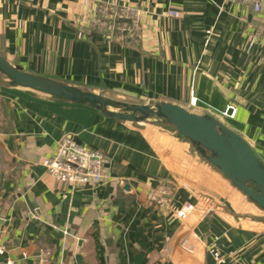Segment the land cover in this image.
Returning <instances> with one entry per match:
<instances>
[{
	"label": "crops",
	"instance_id": "0c3cea01",
	"mask_svg": "<svg viewBox=\"0 0 264 264\" xmlns=\"http://www.w3.org/2000/svg\"><path fill=\"white\" fill-rule=\"evenodd\" d=\"M108 2L138 11L136 43L83 24ZM249 24H264V2L253 14L223 0H0V55L117 100L233 112L217 117L264 164V39ZM66 135L108 156L102 183L71 187L46 174L41 162ZM202 160L168 129L0 76V264H214L213 244L226 264H264V211L240 208L243 193ZM161 185L176 208L193 207L185 221L149 202Z\"/></svg>",
	"mask_w": 264,
	"mask_h": 264
},
{
	"label": "water",
	"instance_id": "95a60500",
	"mask_svg": "<svg viewBox=\"0 0 264 264\" xmlns=\"http://www.w3.org/2000/svg\"><path fill=\"white\" fill-rule=\"evenodd\" d=\"M0 76L10 87L29 89L92 108L103 116L136 125L168 129L187 142L260 210L264 211V164L249 145L228 129L217 114H196L170 102L130 103L63 81L31 74L0 55ZM166 132V131H160Z\"/></svg>",
	"mask_w": 264,
	"mask_h": 264
},
{
	"label": "built area",
	"instance_id": "2783aa9c",
	"mask_svg": "<svg viewBox=\"0 0 264 264\" xmlns=\"http://www.w3.org/2000/svg\"><path fill=\"white\" fill-rule=\"evenodd\" d=\"M229 2L249 6L253 14H259L264 0H223V3ZM178 15L177 11L168 12L170 17H178ZM83 24L97 33L106 34L108 37L122 43H136L138 39V11L127 7H119L114 2L99 3L95 15L84 19ZM248 26L252 27L257 36L259 35L264 39V24H249ZM206 35L208 41L211 30L206 31ZM198 103L197 98L191 94V107H198ZM205 110L228 118H232L234 115L233 112H219L207 106ZM109 163L110 159L103 152L80 145L75 142L73 137L66 135L57 141L54 153L44 159L41 165L44 167L46 174L55 181L71 187H82L102 183L108 177L107 166ZM147 198L151 204L162 211L170 212L175 219L180 221H185L193 211V207L188 203L176 208L172 203L170 190L166 185H161L157 189H149ZM208 250L214 264H226V257L221 254L214 244L210 245ZM3 253V247H0V255ZM7 264H11V262Z\"/></svg>",
	"mask_w": 264,
	"mask_h": 264
},
{
	"label": "rangeland",
	"instance_id": "374dc122",
	"mask_svg": "<svg viewBox=\"0 0 264 264\" xmlns=\"http://www.w3.org/2000/svg\"><path fill=\"white\" fill-rule=\"evenodd\" d=\"M202 161H206L204 158H203V160ZM244 195V194H243ZM243 199V200H242ZM237 201V200H236ZM240 201V202H239ZM243 201H249L248 200V198L244 195V197L243 198H240V200H238V203H240V208H242L243 210H247V209H249L251 206H250V204H246V206H245V203L246 202H243ZM237 203V204H238ZM241 203H243V205L245 206V207H243L242 205H241ZM255 206V205H254Z\"/></svg>",
	"mask_w": 264,
	"mask_h": 264
},
{
	"label": "bare ground",
	"instance_id": "6f19581e",
	"mask_svg": "<svg viewBox=\"0 0 264 264\" xmlns=\"http://www.w3.org/2000/svg\"><path fill=\"white\" fill-rule=\"evenodd\" d=\"M249 201H251V200H249ZM252 202V201H251ZM253 203V202H252Z\"/></svg>",
	"mask_w": 264,
	"mask_h": 264
},
{
	"label": "trees",
	"instance_id": "16d2710c",
	"mask_svg": "<svg viewBox=\"0 0 264 264\" xmlns=\"http://www.w3.org/2000/svg\"><path fill=\"white\" fill-rule=\"evenodd\" d=\"M119 22H121V21H119Z\"/></svg>",
	"mask_w": 264,
	"mask_h": 264
}]
</instances>
